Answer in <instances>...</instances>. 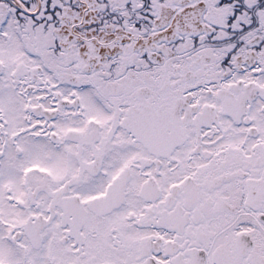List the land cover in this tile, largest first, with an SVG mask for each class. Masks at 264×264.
Segmentation results:
<instances>
[{
  "label": "snow or ice",
  "instance_id": "1",
  "mask_svg": "<svg viewBox=\"0 0 264 264\" xmlns=\"http://www.w3.org/2000/svg\"><path fill=\"white\" fill-rule=\"evenodd\" d=\"M0 264H264V0H0Z\"/></svg>",
  "mask_w": 264,
  "mask_h": 264
}]
</instances>
